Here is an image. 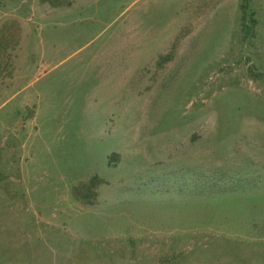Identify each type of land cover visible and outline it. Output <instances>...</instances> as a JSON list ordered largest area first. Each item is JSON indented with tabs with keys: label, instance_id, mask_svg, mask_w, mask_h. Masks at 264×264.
<instances>
[{
	"label": "rangeland",
	"instance_id": "1",
	"mask_svg": "<svg viewBox=\"0 0 264 264\" xmlns=\"http://www.w3.org/2000/svg\"><path fill=\"white\" fill-rule=\"evenodd\" d=\"M49 1L0 0V264H264V0Z\"/></svg>",
	"mask_w": 264,
	"mask_h": 264
},
{
	"label": "trees",
	"instance_id": "2",
	"mask_svg": "<svg viewBox=\"0 0 264 264\" xmlns=\"http://www.w3.org/2000/svg\"><path fill=\"white\" fill-rule=\"evenodd\" d=\"M41 1H46V2H50L49 0H41ZM70 0L66 1L65 5H69ZM50 5L54 6L55 4H52L51 2L49 3ZM60 6V5H57ZM98 183L97 178L92 177L90 178V180L87 183H83L81 184L77 189H75V191L78 194V198L79 199H83V200H88V199H92L95 197V192H94V188L96 187Z\"/></svg>",
	"mask_w": 264,
	"mask_h": 264
}]
</instances>
